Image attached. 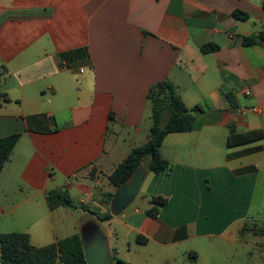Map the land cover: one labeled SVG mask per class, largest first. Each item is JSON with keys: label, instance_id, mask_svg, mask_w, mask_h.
Listing matches in <instances>:
<instances>
[{"label": "crops", "instance_id": "0c3cea01", "mask_svg": "<svg viewBox=\"0 0 264 264\" xmlns=\"http://www.w3.org/2000/svg\"><path fill=\"white\" fill-rule=\"evenodd\" d=\"M262 32L264 0H0V137L19 133L0 171V234L40 246L95 225L112 264H240L243 244L264 263L248 228L264 199V138L226 145L229 131L264 125V38L243 43ZM161 80L196 107L194 128L164 137L169 167L145 159L113 187L108 174L147 137L146 95ZM253 105L261 112H238ZM53 190L72 205L50 209ZM156 195L166 202L152 217Z\"/></svg>", "mask_w": 264, "mask_h": 264}, {"label": "trees", "instance_id": "16d2710c", "mask_svg": "<svg viewBox=\"0 0 264 264\" xmlns=\"http://www.w3.org/2000/svg\"><path fill=\"white\" fill-rule=\"evenodd\" d=\"M234 15L243 18L244 14L238 11ZM259 38H264V32L243 38L244 44L255 43ZM209 45L204 46L206 50ZM146 98L151 104V125L145 141L130 149L125 157L108 174V180L113 187L126 183L137 171L141 162L148 160V169L154 172L169 167V161L160 152L164 137L169 132L190 131L194 128L196 107L188 108L181 99L176 86L169 80L153 83L147 92ZM166 117L163 124L162 119ZM19 133L0 137V171L9 159ZM264 138V125L245 131H229L226 137L228 147L248 143ZM92 167L91 171H95ZM113 195V192H110ZM153 207L147 210L148 214L155 217L158 206L166 202L164 196H152ZM47 203L50 209L60 205H72L67 192L53 190L47 194ZM264 232V230H263ZM256 233V232H255ZM139 242H146L142 235L137 236ZM66 262L85 264L84 250L79 232H74L59 238L46 245H34L27 232L9 231L0 234V264H53L56 258ZM114 264H132L128 261L114 257Z\"/></svg>", "mask_w": 264, "mask_h": 264}, {"label": "water", "instance_id": "95a60500", "mask_svg": "<svg viewBox=\"0 0 264 264\" xmlns=\"http://www.w3.org/2000/svg\"><path fill=\"white\" fill-rule=\"evenodd\" d=\"M123 190L117 194L112 211L119 212L126 204ZM85 264H112L107 238L95 225H85L80 230Z\"/></svg>", "mask_w": 264, "mask_h": 264}, {"label": "rangeland", "instance_id": "374dc122", "mask_svg": "<svg viewBox=\"0 0 264 264\" xmlns=\"http://www.w3.org/2000/svg\"><path fill=\"white\" fill-rule=\"evenodd\" d=\"M134 144H131V146H133ZM125 149L122 148V154L125 153ZM116 157L113 158V161H118L121 156H119L118 154H115ZM258 197V196H257ZM140 196H138L136 199H135V202L134 203H140ZM250 221L248 223V228L251 229V231H253V229H256V233H257V239L259 242H264V199H259V198H256L255 199V202H254V205H252V208L250 209ZM70 220L73 222V218ZM72 225H76L75 223L72 224ZM16 229H17V226H15ZM68 228V229H67ZM101 230L103 229L102 226H100ZM55 229H56V232L58 234V236H64L65 234H67L69 231H72L70 230L69 226L67 225L66 226V229L65 230L64 228H59L57 227V225H55ZM260 236V237H259ZM253 238V239H254ZM243 250H249L251 251L252 253H250L247 257L244 256V253ZM256 250H258L257 247L255 248H252V247H248V245H245L243 244V246L241 245L240 247V257H237V262H239L240 264H244L245 262H247V264H264L262 263V261H258L260 260L259 257L257 256V252L255 254H253Z\"/></svg>", "mask_w": 264, "mask_h": 264}, {"label": "built area", "instance_id": "2783aa9c", "mask_svg": "<svg viewBox=\"0 0 264 264\" xmlns=\"http://www.w3.org/2000/svg\"><path fill=\"white\" fill-rule=\"evenodd\" d=\"M80 71H83V69H80ZM242 92H243V94L248 95L250 93V89L249 88H243ZM247 111H252V112L258 113V112H261V107L253 105V106H242V107L238 108V112L242 115L246 114ZM53 264H77V263L76 262H66V261H63L57 257Z\"/></svg>", "mask_w": 264, "mask_h": 264}]
</instances>
